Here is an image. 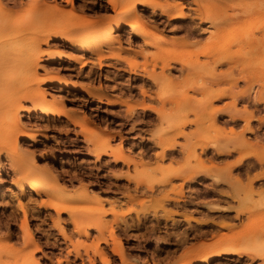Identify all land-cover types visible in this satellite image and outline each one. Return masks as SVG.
Returning a JSON list of instances; mask_svg holds the SVG:
<instances>
[{
	"label": "rangeland",
	"instance_id": "obj_1",
	"mask_svg": "<svg viewBox=\"0 0 264 264\" xmlns=\"http://www.w3.org/2000/svg\"><path fill=\"white\" fill-rule=\"evenodd\" d=\"M11 1L0 0L2 9L17 12L11 21L33 3ZM153 2V9H137L153 34L142 40L123 26L111 35L121 38L120 45L99 46L98 33L117 13L109 0H35L37 9L53 10L51 23L69 24L71 41L57 36L40 43L34 57L39 91L33 100L12 104L20 133L16 152L6 151L0 141V248L35 245L38 264H102L98 248L110 264H121L114 247L125 252L126 264H183L185 251L232 233L246 234V224L248 232L263 231L251 244H264V218L256 219L264 214V179H255L251 191L247 187L264 174V159L258 164L250 156L235 164L244 153L264 157V29L258 28L264 18L254 22L251 17L264 0ZM174 5L181 9L172 11ZM181 13L183 20L174 19ZM4 19L0 16V22ZM91 24L98 32L90 49L77 50L88 43ZM156 36L163 42L147 46ZM4 38L0 29V43ZM4 48L0 80L22 77L24 55L2 68L3 53L13 51ZM159 50L178 59L152 57ZM13 97L16 88L0 87V130L5 104ZM183 97L184 109L176 111L175 102ZM46 102L59 116L38 112ZM101 136L107 137L103 153L94 146ZM239 142H245L243 153L237 152ZM16 168L18 174H12ZM43 171L48 174L43 185L53 186L49 193L65 192L77 206L76 218L66 211L56 216L55 200L40 207L44 195L38 201L27 185L21 192L15 184L21 176H44ZM30 183L41 185L37 178ZM99 224L107 243L98 240ZM254 260L231 256L211 264H264Z\"/></svg>",
	"mask_w": 264,
	"mask_h": 264
},
{
	"label": "bare ground",
	"instance_id": "obj_2",
	"mask_svg": "<svg viewBox=\"0 0 264 264\" xmlns=\"http://www.w3.org/2000/svg\"><path fill=\"white\" fill-rule=\"evenodd\" d=\"M8 1L9 0H7V2ZM29 1L31 3L32 2L33 3L28 7V10L26 12H24V10H20V17L18 20H15V21H11V19H13L12 16L16 15L17 12H10V11H7V10L2 9L0 7V16H4V18H5L3 21L0 22V29L5 34L4 40L0 43V49L1 48L3 49V47H5V48L7 47L9 49L8 51L13 50L7 54V51L4 48L6 53L4 51H3L4 53L2 52L5 55H3L4 57H2L3 59L1 61L2 62L1 66H3L2 68H4V67L7 68L8 66L16 65L14 63H16L17 61H21V57H19V56H23V55H24L23 59H22L23 61H21V62L23 63V65H25V68H23V69H25V73H23L22 77L21 76L8 77L6 79L0 80V87L16 88V97H13V99L10 100L11 102L5 104L7 106V108L5 109V112H4V117H5L6 121L3 125V128L0 130V141H3L5 143L4 147L6 149L5 148L4 149L6 151L8 150L7 149L8 147H11L13 149V151L16 152V140H18L17 137H18V134L20 133V126L18 123V114H17L15 106L12 105V104H14L13 102L18 100V99H22V100H26V101L27 100H33L32 98L39 91L38 86L34 85V81L36 78V74H35L36 64L34 62V57H36L37 54H40V53H38V48H39L40 43L41 42H47V40H49L51 37H57V36L65 38V40L67 42L71 41V38L66 37L67 35H69L70 26L69 27L67 26L69 24H67L66 26H59V25H56L54 23H51L50 19L53 18L51 16L54 15L53 10L51 8H39V9H37L36 5L34 4L35 0H29ZM109 1L112 3L113 8L116 10L117 13L115 12L116 13V14H114L115 17H113L111 23L106 25L100 31V33H98L96 40L99 43V46H113L114 44L120 45L121 44V38L119 36L118 37H111V35L113 32L117 33V31L120 28H122L123 26L124 27L127 26V28L129 29L128 30L129 32L127 31L128 34L138 35V37L142 40H145L148 35L153 34V32L150 31L148 29L147 25L143 22L144 16L141 13H139V11L137 10L138 6L149 7L151 9H153L154 8L153 7V3H154L153 0H109ZM14 2H15V0H14ZM14 2H12V3L14 4ZM259 6H261V5H259ZM9 8H10V6H9ZM178 8L181 9L178 5H174L170 9L172 11H174V10H177ZM255 8L257 11L256 10L253 11ZM255 8L252 9L253 12L249 10L250 12L253 13V14L250 13V14H252L251 17H252L253 21L255 20L254 22H256V21L260 22L259 20H262L264 18V6L260 7V9H258L257 6ZM133 13H134V17L132 16ZM130 16H131V18H133L132 20L129 19ZM234 17H236V16H234ZM175 18L183 20L184 15L181 13L178 17H174V19ZM212 18H215V17H212ZM200 19H202V17H200ZM213 20H215V19H213ZM49 23H51V25ZM92 24H94V23H92ZM92 24L90 25L91 31L89 32V37L86 38L88 43L79 44L77 47V50H89L90 49L89 44H91L92 39L94 38L93 36L98 32V29L95 28L94 26H92ZM258 28L264 29V23L259 24ZM26 30L27 31L30 30V31L28 32L27 37L22 38L23 37L22 33L23 32L25 33ZM184 30H187V29H184ZM128 34H126V35H128ZM262 40L264 42V39H262ZM161 42H163V39L161 37L156 36V39H154V38L148 39L146 41V45L149 47H154V46H156V44H160ZM255 46H257V45H255ZM19 48H20V51L22 49H24L23 50L24 54L22 53V51L19 52ZM97 49H96V51H97ZM159 51H160V53H158L157 55L152 54V57L153 56H155V57H162V56L164 57L165 56L164 59H166V60L168 59L167 61H170L172 58H173L172 59L173 61L178 59L175 56L172 57L171 51H170L171 56L166 54L167 51H163L164 55L161 54V50H159ZM251 52H253V51H251ZM261 52L258 55H261ZM10 53H14V54H16V56H11ZM251 56H255V55L252 54ZM166 60H164V61H166ZM168 63L169 62H165V66H166V64L168 65ZM58 83L61 84L60 82H58ZM61 85H63L67 89L73 88V85L68 84V83L67 84L65 83V85H64L62 82ZM182 99H184V97ZM36 100L37 99H35V101ZM262 100H263V96H259L257 98V101H262ZM185 102H186V99H184L182 101L178 100L177 102H175V108L174 109L176 111H178L179 109L181 110V108L184 109L183 106H184ZM259 105L260 104H258L257 106H259ZM38 112H40L41 115H51L54 117L59 116V113H60V112L58 113L57 108L51 107L50 103H48V102H46L45 104L41 103L40 111H38ZM246 125L248 127V119L246 120ZM106 135H108V134H106ZM109 137H111V136H109ZM29 140L34 141V137H29ZM106 140H107V137L101 136V138L98 139V142L95 141L94 146L97 148V149H95V151L102 152L101 150H103L106 147ZM244 143L245 142H239L238 144L235 143V144H237V149H239L241 151H239L237 149H235V150H237V152H239V153H243L242 149H243ZM108 151H110V150H108ZM253 154L254 153L242 154L243 156L241 155L240 160H238L235 164L240 165L243 162L242 161L243 159L248 158L250 156L255 157L258 164H262V160L264 159V157L260 158L256 154H254V155ZM235 164L230 165L229 168H231ZM13 171H14V173H12V174H15V175L18 174L17 168ZM36 171H38V170H36ZM34 173H36V172H34ZM45 173L46 172H44L42 174L44 175ZM44 176H46V177H44ZM44 176H40V177H37V175H30V176H23V177L21 176L20 178H17L15 180V184H17V186L19 187L21 192L25 191V185H27L29 187L28 191L30 193H35L38 196V201H39L40 196L44 195L45 200L40 201V203H39L40 207L44 206L45 203H47V201L55 200L53 202V205L51 206V208L54 210L56 216H59L62 212L66 211L69 214V217H71V219L76 218L73 214H74V211L77 209V206H75L74 204H71L69 201H67L65 199L66 198L65 192L49 193V191L51 189H53V186L47 185V184L43 185V183H44L43 181H45V178L46 179L48 178V174H46ZM34 178H37L40 180V182H41L40 186L34 185L33 183H30V181ZM255 179L256 180L257 179H264V174H260L248 182L247 187H248V189H250L249 191H251V189H252L251 187H252L253 181ZM60 185H63V184H60ZM229 186H232V185H229ZM67 189H68V187H67ZM235 190H237L236 187H233V191H235ZM62 191H64V190L62 189ZM240 191H242V190H240ZM30 193H27V194H30ZM261 193L264 194V191H262ZM30 197L31 196H29L28 198H30ZM32 198H33V196H32ZM59 198H61V199H59ZM17 200L19 201L18 197H17ZM36 201H35V203H36ZM19 204H21V203H19ZM22 206H23V203H22ZM26 206L30 207V205H26ZM19 208H22V207H19ZM15 211L17 212L16 209H14V213H16ZM12 213H13V211H12ZM243 213H244L243 211H239L238 215H241ZM248 214H251V212H248ZM11 215H9V217ZM11 218L13 219L14 217H10L9 219H11ZM263 218H264V214H260L256 217V219H259L260 221ZM252 220H254V219H252ZM73 225H74V227H76L75 224H73ZM246 226H248V227H245L246 230H243L244 232L247 231L246 234L232 233L234 235L231 234L232 236H228L227 238H217V240H215V241L211 240V242H209V243H203V246L200 248L192 247L191 249L185 251L183 254L185 255L186 261L183 262V264H211L214 260H217L221 257H231V256H235V257H237V259L247 258L250 261H253L254 259L264 260V244H254V243L251 244V240H253V238L255 236L256 237H262L263 236V231L255 232V231L251 230L248 232L247 229L251 228V226H249L247 224H246ZM252 226H254V225H252ZM102 227L103 226H101V224L95 226V229L97 230V232L99 234L98 240L101 241L102 243H107V241L105 240V238H103L102 233H101ZM109 228H111V227L109 226ZM60 231L63 232V230H60ZM240 231L241 230H239V232ZM86 233H88V232H86ZM85 235L87 236V234H85ZM110 238H112V239L116 238V237H114L113 230L111 231V237ZM214 239H216V238H214ZM116 240L118 241V238ZM117 241H116V243H117ZM16 242L19 243V241H17V240H16ZM31 245L27 246L26 248H24L22 250H14L12 248H7L4 246L1 247L0 248V264H38V262L34 259V256H33V254L35 253L34 250L38 247L35 245L34 246L33 245L31 246ZM119 245H121V244H119ZM112 250H113V253L118 256L120 263L126 264L127 259H126L125 252L120 247H118V248L114 247ZM96 253H97L96 256L99 257V260L101 261L102 264H110L109 259L107 258V256H105V254L103 253V251L101 249L98 248ZM92 260H94V259H92ZM92 260H90V263H92ZM94 263H96V262H94ZM137 264H145V263L139 261V263H137ZM153 264H158V263L153 261Z\"/></svg>",
	"mask_w": 264,
	"mask_h": 264
}]
</instances>
